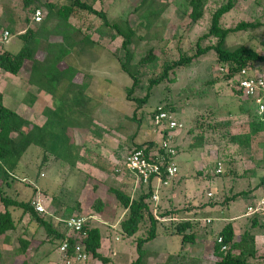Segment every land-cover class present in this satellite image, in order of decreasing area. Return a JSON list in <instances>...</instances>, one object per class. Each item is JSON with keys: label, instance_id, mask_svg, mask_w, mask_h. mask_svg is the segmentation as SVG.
<instances>
[{"label": "rangeland", "instance_id": "rangeland-1", "mask_svg": "<svg viewBox=\"0 0 264 264\" xmlns=\"http://www.w3.org/2000/svg\"><path fill=\"white\" fill-rule=\"evenodd\" d=\"M13 1L19 3L21 24L24 17H28L31 27H38L46 19V5L52 3L62 6L68 3L67 0ZM82 1L91 3L90 0ZM226 1L205 0L202 19L196 24H191L188 17V0H97L93 7L105 12L110 24L127 21L136 29L138 37L141 36V39H135L131 46L132 65L137 66L139 60L150 50L155 56L152 66L139 67V84L129 98L127 90L131 88L132 80L120 68L118 59H123L122 39L114 30L102 27L99 18L84 12L77 18L69 19V23L56 15L47 25L50 31L47 32L48 37L41 39L42 45L50 42L55 49L58 46L68 49V44L79 45L68 49L70 53L59 68L64 69L66 65H71L78 70L74 78L76 85L73 87L72 84L70 91L78 92L75 97L81 103L70 105L68 96L65 94L62 99L61 91L57 90L59 99H54L53 110L58 118H63L54 130L63 136L57 143L64 142L65 146L57 150L61 157L52 160L64 162L48 164L46 158L50 160L56 154L52 156L35 146L29 147L20 160V170L19 165L17 167L19 171L16 173L14 188L21 193V199L31 195L32 187L36 188L38 193L46 191L49 195L41 193V199L44 200L47 211L50 204L61 211L65 210V207L72 208L76 201H81L83 216L91 227H97L100 231L99 253L107 259L105 264H132L139 256L136 240L145 235L144 228L142 227L134 238H126L121 233L119 222L125 217V211L113 201V196L107 193V188L121 189L134 198L135 180L126 171L124 162L135 145L150 140L159 143L160 134L151 121V113L158 106L172 108L170 115L182 124L183 130L174 132L178 139H175L173 144L179 146L174 158L178 172L171 180L168 190H159L155 204L185 208L192 213L203 203L220 204L233 193L250 191L247 196L236 198L223 206L220 212L216 210L208 213L206 210V214L197 212L196 216L203 219L197 226L201 234L208 236L212 233L209 238H215L224 223L232 221L239 238L250 225V218L245 216L246 207L264 196V186L258 187L261 177H264V133L253 136L249 148L246 149L240 147L238 142L229 140L232 136L247 133L248 118L245 112H242L244 98L238 93L234 83L226 78L227 69L218 63L213 51L200 57L187 68L170 72L166 80L152 88L148 101L142 106L131 100L145 96L149 81L161 75L164 64L178 60L181 55H191L195 52L198 38L209 29L211 15ZM25 2L28 3L26 6ZM34 7L42 8V20L39 23L32 20L33 14L28 12ZM241 22L264 24V0H237L234 9L221 19V26L233 28ZM147 24L148 27L145 26ZM17 30L14 29V33ZM79 33L86 35V39H91L96 44L90 48L88 40L84 41L85 38L76 37L71 40V37ZM215 43L216 40L211 39L201 41L200 46L206 47ZM22 45L20 38L13 36L10 43L0 44V51L6 50L16 54ZM225 46L229 50L246 46L264 54V28L230 33ZM37 56L43 59V50L39 51ZM30 65V62H26L23 67V79L27 77ZM247 65L252 74L264 79V64ZM80 84L82 85L79 86ZM66 89L62 92L69 90L68 85ZM253 103L255 106V101ZM5 104L6 108L10 109L7 102ZM250 106L253 107V104L250 103ZM252 110L254 111L253 108ZM28 122L30 126L37 124L34 118H30ZM70 130L73 133L72 138L71 133H68ZM200 133L206 138V144L199 149H190L187 145ZM80 142L83 143L85 156L89 161L86 173L76 170L75 166L70 164L76 158ZM67 148L70 149L71 157H68ZM218 163H221L223 177L215 174ZM250 171L256 173L254 177L246 175ZM41 173L44 178L39 177ZM243 174L246 175L244 178ZM17 179H25L31 186ZM97 197L102 202V214L91 208ZM37 198L34 196L33 201ZM157 205L154 207H158ZM17 213L16 210L15 214ZM205 219L212 222L207 224ZM23 230H27V227L21 226L16 230V235L13 234L14 243H6L7 248L4 242L0 244L1 262L15 264L23 260L22 255H14L18 238L23 239L22 236H26ZM257 231L260 236L261 230ZM163 233V230H159L156 238L143 246V264H202V260L205 263L212 261V245L202 244L207 250H203L204 258L201 260L197 252L199 250L201 253V246H190L187 250H181L180 236ZM31 236L34 239L28 256L33 255L34 249L37 250L35 256H41L42 252L48 249L45 237L39 231ZM38 242L42 244H37ZM258 247L260 251L259 244ZM261 257L257 259V264H264V257ZM40 263L61 264L58 252L54 251L42 258ZM85 264L104 263L89 257Z\"/></svg>", "mask_w": 264, "mask_h": 264}, {"label": "trees", "instance_id": "trees-1", "mask_svg": "<svg viewBox=\"0 0 264 264\" xmlns=\"http://www.w3.org/2000/svg\"><path fill=\"white\" fill-rule=\"evenodd\" d=\"M26 1L30 2L31 0ZM67 1L68 3L62 6H57L52 3L46 5L48 8L47 17L38 27H31L29 25L30 19L24 17L22 20L24 31L18 35L23 45L16 54H10L8 52L0 53V70L11 75H17L22 72L26 62H30L31 65L27 72V83L29 85L36 87L38 91L45 92V94L51 97L53 101L59 97L57 90H60L61 98L66 94L70 105H79L81 102H78V99L75 97V95H78V92L73 91L71 93L70 91L72 84L74 87V78L76 77L78 70L71 65H66L64 69L59 68V65L63 62L64 58L70 53L68 49H73L74 46L78 47L79 45L68 44V49L67 47L62 46H58L55 49L53 43L50 42L42 45L41 39L43 37H48L47 32L50 31V29L47 25L52 17L58 15L65 22L69 23V19L74 17L77 18L81 15V12H84L99 18L102 21V27L106 26L114 30L116 35L122 39L121 50L123 51V59L120 58L118 61L123 73L132 80L131 88L127 90L129 98L139 84V67L146 68L155 63L153 52L150 50L139 60L137 66L132 65L133 52L131 46L135 39H141V36L138 37L139 35H137L136 29L132 28L127 21L110 24L106 13L96 10L93 7V4L96 3L97 0H90L91 3L82 0ZM27 2H25V6L28 4ZM236 2L237 0H227L224 4L220 5L211 15L208 31L198 38L195 52L191 55H181L178 60L169 64H164L161 75L149 81L145 96L141 99L134 98L131 100L135 101L138 106H142L148 101L149 93L152 88L166 80L170 72H173L176 69L189 67L200 57H203L211 51L215 53L218 63L227 69V75L225 76L228 80H231V82L234 83L236 89L238 73L241 69L249 70V65H247L249 63L264 64V54H259L257 51L246 46H238L233 50H229L225 46L227 36L230 33L246 31L249 29L255 30L261 27L264 28V24L259 22H241L233 28L222 27L221 19L234 9ZM188 4L190 8L188 14L190 22L191 24H196L203 17L205 0H188ZM36 10L42 11V8L34 7L31 11H28L27 8L29 14L32 12L31 14L33 15ZM145 26L148 27L149 24ZM76 37L85 38L84 41L88 40V47L90 48L96 44L91 39H86V35L81 33L75 37H71V40H74ZM211 39L216 40L214 45L206 47L200 46L201 41H208ZM81 43L82 41L79 44L81 45ZM41 50L44 52L43 59H39L37 56V53ZM79 50L81 51V48H79ZM67 85L69 90L65 93L62 92V90H67ZM237 91L241 94L238 89ZM70 93L72 95H70ZM241 96L244 98V101L242 102L244 105L242 112H245L246 117L248 118L247 133L244 135L232 136L229 140L232 142H238L240 147L246 149L249 148L253 136H256L259 133H264V120H262L257 114L256 105L254 106L253 103L254 100L247 98L242 94ZM262 96H264V94ZM60 102L63 103L62 100H60ZM250 103L253 104V107L250 106ZM162 108L168 113L173 111L172 108L165 105L162 106ZM155 109L151 113L152 122L153 116L156 112ZM62 118H58L57 114L54 116L48 115L47 121L42 126H30V123L18 115L17 112L3 106L2 95L0 94V205L2 206V211H0V239H8L7 234L15 233L18 226L22 223L23 218L28 216L29 223L35 224L37 233L39 231L45 237V244L46 247H48L47 251L44 253L42 252L41 256L39 254V256H35L37 255V250H32L33 255L29 257L28 254L31 251L32 236L30 235L29 240L18 238L14 255L25 256V259L22 262L15 264H39L42 258H46L54 251L58 252L60 245L65 240H68L70 245H73L76 241L67 238L65 221L74 214L84 215L83 203L81 201H76L72 208H66L64 205L63 208L65 207V210L61 211L54 208L53 204H50L52 207L49 206V211L39 214L32 206L33 198L37 193L36 188L32 187V193L26 199L17 197L15 195L17 194L16 191H13L14 195L8 194V191L12 189L11 186L16 182V169L19 162L29 147L35 146L41 148L44 152L49 153L50 155L56 154L54 157L55 159L61 157V154H57V150L64 147L65 143H57L63 136H61L62 134L59 131L54 130V128L61 124ZM200 128H202V125ZM207 128H210V126H207ZM181 129L183 130V126ZM211 129H213V127H211ZM68 133H71L70 136L72 138V131L70 130ZM166 133L167 130L163 131V138L166 136ZM175 139H178L177 135H174L173 143L175 142ZM206 142V138L200 133L196 134L187 146L190 149H199L202 148ZM178 148L179 146H174L176 154ZM139 149H143L146 152H151L153 150L162 152L160 143H156L154 140L135 145L131 152ZM255 174L254 171H250L246 175L248 177L250 175L254 177ZM246 175L243 174V178ZM216 176L223 177L224 173ZM17 180L25 185L31 186L25 181V179ZM153 183V180H150L149 185L146 187L139 184V194L134 198L121 191V189L107 188V193L113 196V201L125 211V217L119 222L121 233L126 238H134L137 233L140 232L141 228H144L143 233L145 235L143 237H138L136 240V249L139 256L136 261L132 262V264H143L142 259L145 253L143 251V246L155 239L159 230L180 236L182 246L195 244L198 239L196 231L198 221L193 219H196L198 213L206 214V210H208V213L216 210L220 212L222 211L220 209L223 206L234 201L236 198L247 196L250 192L240 191L238 193H233L220 204L211 202L203 203L191 213V211L185 208L177 209L172 206L163 207L162 205L154 207L155 205L151 200L152 194L154 193ZM170 183L172 182L170 181ZM260 186H264V177H261L258 187ZM53 199L51 200L52 202ZM91 208H93L96 213L102 214V202L98 197L92 202ZM16 210L18 212L17 214H15ZM247 218H250V225L243 231L238 241H235L236 233L232 221H228L223 225L217 233L216 238H214L210 244L212 245L211 255L213 254L215 257L208 264H257V262H259L257 259L262 257L260 256L255 241L256 237H258V229L261 230V235L264 234V223L259 216ZM84 230L87 237L82 241V245L88 255V259L91 257L104 264L107 263V259H104L99 253L101 245L99 229L97 227H91L86 220ZM218 237L222 238L223 244L226 246V249L223 251L221 250L222 244L217 243ZM39 244H42V242ZM59 260L62 264L61 256H59ZM0 264L5 263L0 261Z\"/></svg>", "mask_w": 264, "mask_h": 264}, {"label": "built area", "instance_id": "built-area-1", "mask_svg": "<svg viewBox=\"0 0 264 264\" xmlns=\"http://www.w3.org/2000/svg\"><path fill=\"white\" fill-rule=\"evenodd\" d=\"M33 20L36 23L41 22L42 14L40 10L35 11ZM8 38L9 34L4 32L2 42H6ZM237 89L243 96L255 101L257 114L262 120H264V96H262L264 94V79L259 75L252 74L247 69H241L238 73ZM155 111L153 125L161 135L159 143L162 152L157 150L146 152L143 149H139L131 152L124 162L126 171L131 177H133L135 183L137 185L141 184L144 187L149 185L150 180L157 183V186H168L178 172L177 164L174 160L176 152L172 143L174 132L181 129L182 125L174 120L170 113L164 111L162 107L158 106ZM165 130H167V133L163 138V131ZM221 173L222 166L221 163H218L215 169V174L219 175ZM208 195L211 196L212 194ZM157 199V193L154 191L151 200L156 202ZM32 206L39 214L47 212L46 207L40 198L34 200ZM245 216H259L264 223V196L258 199L254 204L246 207ZM86 219L87 218L82 215L74 214L65 221L67 238L76 241L73 245H70V242L65 240L60 245L58 254L62 257V264H85L88 260V255L82 245V241L87 237L84 230ZM209 222L210 220L207 219L206 223ZM217 243L222 244V251L226 249L221 237L217 238Z\"/></svg>", "mask_w": 264, "mask_h": 264}, {"label": "crops", "instance_id": "crops-1", "mask_svg": "<svg viewBox=\"0 0 264 264\" xmlns=\"http://www.w3.org/2000/svg\"><path fill=\"white\" fill-rule=\"evenodd\" d=\"M20 14L21 13H20V8H19V3L16 4V1H13V0H0V44L1 45H4V44L6 45V44L10 43L13 36L17 37L19 34L23 33V31H24L23 27L24 26L21 27L22 24H21ZM14 29H18L17 32L14 33ZM4 32H7L9 34V38L6 42H2V36H3ZM16 51H18V50H16ZM2 52H7V51L6 50L0 51V53H2ZM8 53L13 54L12 52H8ZM22 73H23V71H22ZM22 73L20 72L17 75H11L7 72L0 70V94L2 95V104L4 107H6L5 103L7 102V104L10 106V109L17 112L18 115L23 117L26 121H29L30 118H34L36 123H37L36 125L42 126L47 121L48 115H51V116L56 115L55 110H53L54 101L51 97H49L47 94H45V92L38 91L36 87L29 85L27 83V77L24 79L21 77ZM27 76H28V74H27ZM74 84H76V83L74 82ZM81 85L82 84H80L79 86H81ZM160 137H161V135H160ZM82 144L83 143L80 142V145H78L79 149L77 151L78 153L75 154L76 158L73 160L70 159V160H72L70 164L72 166H75L76 170H80V171L86 173L87 172L86 167L88 166L87 163L89 161L87 160V158L85 156L86 152H85V148ZM39 149L41 150V148H39ZM67 154H68V157H71L70 149H68V148H67ZM52 159L55 160L54 156L50 160L46 158V161H48L47 163L48 164H50V163H54V164L56 163L57 164V163H63L64 162L62 160H60L59 162L53 161ZM74 163H76V164H74ZM19 164H20V162H19ZM18 169L20 170V165H19ZM57 169H54V171ZM19 170L16 169V171H19ZM39 177L44 178L45 176L43 173H41L39 175ZM251 179H253V178H251ZM14 185L15 184H13L11 186L12 189L8 191V194L14 195L13 191H16L17 194H15V195L19 198L22 197L19 190H16L14 188ZM153 185H154V191H156V193L158 194L160 189L168 190L171 183H169L168 186H165V187L164 186H157V183H153ZM137 191H139V186L134 182V197H135V194ZM41 193L48 194L46 191L45 192L42 191L39 193L37 191L35 196L41 199L42 198ZM22 194H23V192H22ZM41 200L44 201L43 199H41ZM157 201H158V199H157ZM156 202H153V204L157 205V204H155ZM0 211H2L1 205H0ZM190 217H192V216H190ZM26 219H27V222H26ZM193 220L199 222L200 220H203V219L196 218ZM206 220L207 219H205V222H206ZM211 222L212 221L210 220V222L207 224H210ZM225 223H227V222H225ZM21 226L27 227V230H23V232H26V234H24L26 236H22V238L25 240H29L30 235H32L34 232L37 233V229L35 227V224L29 223L28 216H25L23 218L22 223L18 226L17 230H19V228ZM196 231H197V235H198V239H197L196 243L193 245L182 246L181 250H184L185 248H186L185 250H187V249H189L188 247H190V246H194V247L201 246L200 249H201L202 254L200 253L199 250H197V252H198V254H200L201 260H202V258H204L203 250L204 249L207 250L206 248L203 247L202 244L205 243L206 245L207 244L209 245L212 243L214 238H209V236H211L212 233H210L207 236L203 233L201 234V232L197 228H196ZM13 234L16 235V233H13ZM13 234L12 233L7 234L8 239H3V240L0 239V244H2L3 242H4L3 243L4 245H6V243H7V245L13 244L14 240H15ZM163 234H172V233L164 232ZM216 235H215V238H216ZM263 236H264V234L256 237L255 242H256L258 249H259L258 244L260 246L259 252L262 253V254H260V256L264 257V238H263ZM33 239H34V237H33ZM238 240H239L238 236H235V241H238ZM37 244H39V242ZM205 244H204V246H205ZM7 245H6V247L5 246L4 247L7 248ZM8 248H10V247H8ZM22 257L24 260L25 256H22ZM29 257H31V255H29ZM211 257L214 258L215 256L212 254ZM208 263H210V262H208ZM208 263H205L202 260V264H208Z\"/></svg>", "mask_w": 264, "mask_h": 264}]
</instances>
